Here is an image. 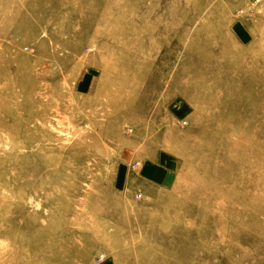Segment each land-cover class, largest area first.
Returning <instances> with one entry per match:
<instances>
[{"label": "rangeland", "instance_id": "1", "mask_svg": "<svg viewBox=\"0 0 264 264\" xmlns=\"http://www.w3.org/2000/svg\"><path fill=\"white\" fill-rule=\"evenodd\" d=\"M0 264H264V0H0Z\"/></svg>", "mask_w": 264, "mask_h": 264}]
</instances>
